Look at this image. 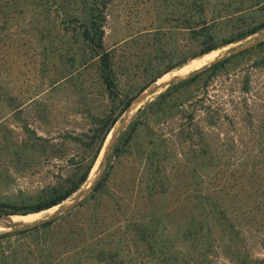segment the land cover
Returning a JSON list of instances; mask_svg holds the SVG:
<instances>
[{
    "label": "trees",
    "instance_id": "16d2710c",
    "mask_svg": "<svg viewBox=\"0 0 264 264\" xmlns=\"http://www.w3.org/2000/svg\"><path fill=\"white\" fill-rule=\"evenodd\" d=\"M114 1L0 0V16L4 21L0 24V43L12 21L19 18L24 21L33 9L43 15V20L49 19L46 21L49 25L32 18L36 32L30 34L39 36L40 41H59L52 47L51 54L50 48L41 50L45 61L40 72L48 81L47 89L27 99L13 94L11 85L3 82L4 71L0 69V129L3 128L4 110L21 116L25 106L34 110L40 123H47L54 109L53 94L67 84L80 92L86 91L87 83L98 85L102 98L96 109L88 106L84 110L85 117L92 123L87 130L80 133L65 131L58 136L60 139L68 137L69 141L84 149L81 161L67 174H54L52 180L37 190L0 193V216L47 211L71 198L88 181L109 134L122 120L133 98L189 60L264 30V0H157L166 10L164 22H171L173 27L168 31L162 28L152 32L153 41L144 46L141 63L133 59L127 62L124 73L135 68L138 82L124 91L116 69L118 46L109 49L105 45V26ZM51 12L62 16L52 18ZM185 30L189 35L187 58L172 35ZM168 36L173 39L170 45L162 42ZM135 42L136 34L124 39V43L130 46ZM253 51L259 53L253 64L264 68L263 40L246 51L194 70L142 104L118 133L108 152L104 170L85 198L59 217L0 231V264H35V261L36 264H66L61 261L65 252L57 251L55 256V246L52 247L59 234L58 227L69 220L80 221L86 209H92V216L95 215L104 197L112 196L113 173L116 165L122 162L135 170L131 176L132 188L143 192L146 206L155 207L158 198L177 188L185 187L191 191L188 196L192 202L190 219L179 223L176 235L168 231L163 213L135 226L137 237L134 240L145 244V251L155 264H210V256L221 246L225 245L226 251H231L240 238L235 214L238 196L235 195L234 199V195L222 193L218 179L227 168L235 173L242 170V166L247 172L256 168V162L248 167L252 161L249 156L254 150L242 145L237 133H241L239 128L251 129L256 123H264V109L261 107L264 100L259 96L251 100L247 86L243 96L238 97L211 96L209 86L238 57ZM91 69L96 76L92 81L86 77ZM43 92L48 94L47 101L38 97ZM226 127L234 133L225 132ZM21 129L18 138H0V150L10 156V164L16 169L33 166L43 157H62L55 150L58 141L50 133L40 134L28 121ZM226 153L234 154L235 159L227 161L224 159ZM206 177L210 178L209 183H206ZM227 201L234 202L228 205ZM71 215L75 218L69 219ZM92 216L91 220H97ZM70 231L69 238L75 240L79 237V231ZM28 241H32L34 247L29 246ZM119 253L84 245L73 264H87L93 258L117 261ZM257 264H264V259Z\"/></svg>",
    "mask_w": 264,
    "mask_h": 264
},
{
    "label": "rangeland",
    "instance_id": "374dc122",
    "mask_svg": "<svg viewBox=\"0 0 264 264\" xmlns=\"http://www.w3.org/2000/svg\"><path fill=\"white\" fill-rule=\"evenodd\" d=\"M165 13L164 6H161V3L157 0H116L111 4L105 26V45L109 49L118 46L116 69L122 90L127 91L138 82V77L137 75L135 76V68L131 69L129 73H124L127 62L133 59L141 63L145 52L144 46L149 45L153 41L152 32L162 28L168 31L173 27L171 22H164ZM50 14L52 18H60L62 16L59 15V17L56 12H51ZM42 16L33 9V13H28L24 21L23 18H19L18 21H12L9 30L5 33L7 34L5 35L6 37L0 43V69H3V77L6 81L1 80L5 84H10L13 94L19 96L20 99H27L37 92L47 89L48 81L46 78L44 79L43 72H40V68L43 67L42 63L45 61L44 57L41 56V50L42 48H50L49 54H51L52 47L59 44V41L52 42L51 39L40 41L39 36L35 37L30 34V32H36L33 23H31L33 22L32 18L41 20L42 24L49 25L47 23L49 19L46 22L42 19ZM29 20L30 23L28 22ZM1 22L4 21L0 16V24ZM150 31L151 33H149ZM177 32L178 34L172 35L175 36L176 43L183 48V56L187 58L190 52L188 32L186 30ZM263 33L264 30L238 43H233L208 53L216 54L203 65L185 70L188 64L200 61L207 54L200 58L189 60L183 67L165 74L160 80H168L175 75L185 77L194 70L208 65L223 56L230 48L238 45H247L255 41ZM131 34H136V42L133 46L124 43V39ZM148 34L150 35L148 36ZM170 40L173 39L168 36L162 42H168V45H170ZM258 54V51H253L233 61L226 71H223L211 82L209 94L211 96L224 94L226 97L243 96V90L247 86L251 100L257 96L264 100V68L256 67L253 64L259 58ZM86 77L90 81L96 78L92 69L87 72ZM38 97L47 101L48 94L43 92ZM85 97L86 99H84ZM101 99L98 85L87 83L86 91L80 92V89H74L70 84H67L53 94L51 102L54 109L47 123H40L30 106H25L21 116L11 114L9 110H4L2 113L4 118L1 119L3 128L0 129V138L5 136L20 137L22 133L21 126L28 121L30 125L38 129L40 134L46 135L50 133L55 138V141H58L59 146L55 150L62 157L52 159L43 157L39 163L18 170L10 164V156L0 150V193L18 189L37 190L52 180L51 178L54 174L58 172L67 174L77 162L81 161L84 149L72 143L71 140L69 141L68 137L60 139L58 136L65 131L73 132L75 130L80 133L87 130L92 123L89 118L85 117L84 110L88 106L96 109L101 103ZM261 107L264 109V105ZM262 118L264 119V114ZM121 121L117 122L112 132L119 128ZM239 130H241V133H237L239 142L254 150V153L249 156L252 161L248 167H252L253 163L256 162V168L251 172H247L242 166V170L236 171V173L232 169L227 168V171L225 170L226 173H222L219 176L218 181L222 184L220 191L238 196L236 201L238 210H236L235 214L238 216L236 217V230L240 231V238L231 251H226L224 245L214 252L209 258L210 264H257L261 259H264V123H256V126L251 129L239 128ZM226 131L231 134L233 132L228 127H226ZM112 132L109 134L105 146H107ZM105 148L101 152L88 181L71 198L51 210L30 213L26 215L27 217L15 215L14 222L0 218V231L33 225L35 222L50 216L61 206L73 202L81 192L92 185L93 180L98 175ZM234 157H236L234 154L226 153L224 155V159L227 161L234 160ZM133 173L135 174V170L132 169L131 165H127L125 162L117 164L113 173L115 178L110 189L112 196L104 197L101 206L94 213L95 215L92 216V209H86L82 213L83 215L81 214L80 221H63L62 227L56 228L59 234L55 236L52 246H55V256H57V251H64L61 261L64 260L66 264H73L85 245L97 250L105 248L111 250V252H120L117 261H103L93 258L87 264H155L148 257L147 251H145V244L134 240L137 237L135 236V226L141 222H148L152 216L158 217V214L163 213L165 214L164 222L169 227L168 231L171 235H176L179 223H185L190 219L192 202L188 199V196L191 191L185 187L169 191L167 196L158 198L156 206L153 207L155 211H153L152 207L146 206L142 198L143 192L138 188H132L131 176ZM205 179L206 183H209L210 178L206 177ZM181 182H183L182 179ZM229 198L231 199L233 196H229ZM233 202L227 201V204L231 205ZM67 212L68 210L63 214ZM91 216L96 217L97 220H91ZM72 218L75 217L69 216V219ZM70 230L79 231V237H75V240L69 238L71 237ZM28 245L34 247L32 241H28ZM235 251H238L236 252L237 255ZM184 263L187 264L186 262Z\"/></svg>",
    "mask_w": 264,
    "mask_h": 264
},
{
    "label": "water",
    "instance_id": "95a60500",
    "mask_svg": "<svg viewBox=\"0 0 264 264\" xmlns=\"http://www.w3.org/2000/svg\"><path fill=\"white\" fill-rule=\"evenodd\" d=\"M264 40V33L257 38L255 41L247 44V45H238L235 46L233 48H230L223 56L217 58L216 60L222 59L226 56H229L231 54H234L236 52H241L244 51L252 46L257 45L259 42ZM214 60V61H216ZM213 61V62H214ZM197 70V69H196ZM190 74L186 75L185 77H188ZM185 77L179 76V75H175L172 76L170 79L168 80H163L160 81V79H158L154 84H152L150 87H148L147 89H145L144 91H142L140 94H138L135 98L132 99L130 105L127 107L126 111H125V115L122 118L121 124L119 126V128L112 132L109 140H108V144L106 146V150L103 154V158L100 164V168H99V172L98 175L96 176V178L93 180L92 185L89 186L88 188H86L83 192H81L75 199L73 202H71L70 204L61 206L60 208H58V210H56L55 212H53L50 216H48L47 218L40 220L38 222H35L34 224H38V223H42L45 221H48L50 219L56 218L57 216L63 214L65 211L71 209L72 207H74L92 188V186L95 184V182L98 180V178L100 177L102 171L104 170V166L106 163V158L108 155V152L111 150V147L118 135V133L126 126L129 118L131 117V114L134 113V111H136L142 104H144L146 101H148L149 99H152L154 95L162 92L163 90H165L166 88H168L174 81L183 79ZM162 78V77H161ZM14 216L15 215H10V216H0L1 219L3 220H10L11 222H14ZM33 224V225H34ZM31 225H27L25 227H28Z\"/></svg>",
    "mask_w": 264,
    "mask_h": 264
},
{
    "label": "bare ground",
    "instance_id": "6f19581e",
    "mask_svg": "<svg viewBox=\"0 0 264 264\" xmlns=\"http://www.w3.org/2000/svg\"><path fill=\"white\" fill-rule=\"evenodd\" d=\"M215 54L216 53L207 54L200 61L188 64V66L185 68V70H188V69H191V68H196V67H199V66L203 65L205 62H207L208 60H210ZM162 78H160V79H162ZM51 209H48V210H51ZM20 217H27V216L26 215H23V216H20Z\"/></svg>",
    "mask_w": 264,
    "mask_h": 264
}]
</instances>
